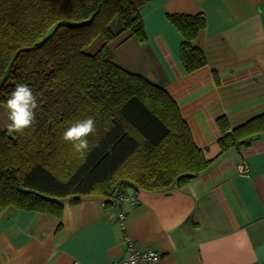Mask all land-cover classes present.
<instances>
[{"label": "crops", "instance_id": "0c3cea01", "mask_svg": "<svg viewBox=\"0 0 264 264\" xmlns=\"http://www.w3.org/2000/svg\"><path fill=\"white\" fill-rule=\"evenodd\" d=\"M140 14L146 40L125 31L109 43L114 61L173 97L212 165L181 189L131 186L125 192L136 201L127 206L70 197L57 218L0 205V264H124L127 237L160 253L159 264H264V134L224 154L218 145L219 118L232 131L264 114V0H151ZM175 14L206 17L194 44L207 64L191 73ZM103 44L98 38L87 51Z\"/></svg>", "mask_w": 264, "mask_h": 264}, {"label": "trees", "instance_id": "16d2710c", "mask_svg": "<svg viewBox=\"0 0 264 264\" xmlns=\"http://www.w3.org/2000/svg\"><path fill=\"white\" fill-rule=\"evenodd\" d=\"M151 0H0V80L17 51L7 82L0 87L6 108L17 84H27L37 97L36 123L23 134L0 128V205L60 218L62 200L78 196L112 197L136 186L159 191L183 188L213 163L196 146L176 101L159 85L114 61L109 43L129 31L146 40L140 14ZM65 24L42 47L37 46L57 22ZM182 34L181 60L187 72L207 64L194 44L207 25L204 14L170 15ZM118 23L120 28L114 30ZM98 38L95 53L87 49ZM91 117L97 131L81 156L63 132ZM220 154L246 147L244 140L264 134V114L232 131L218 119ZM127 194V193H126Z\"/></svg>", "mask_w": 264, "mask_h": 264}, {"label": "clouds", "instance_id": "9594fccd", "mask_svg": "<svg viewBox=\"0 0 264 264\" xmlns=\"http://www.w3.org/2000/svg\"><path fill=\"white\" fill-rule=\"evenodd\" d=\"M38 108L37 97L27 84H17L10 93L6 102L8 119L11 123L8 125L9 132L23 134L26 129L31 128L36 123V109ZM97 131L96 122L88 117L83 120H77L72 123L62 135L63 141L70 143L75 153L83 156L89 150L88 137ZM193 189V195H195ZM132 193L129 192V198ZM127 206L128 199L124 201ZM124 264H137V258L129 255Z\"/></svg>", "mask_w": 264, "mask_h": 264}, {"label": "built area", "instance_id": "2783aa9c", "mask_svg": "<svg viewBox=\"0 0 264 264\" xmlns=\"http://www.w3.org/2000/svg\"><path fill=\"white\" fill-rule=\"evenodd\" d=\"M238 169H239V172L242 173V174H248L249 173V166L246 165V164L239 165ZM125 199H128L130 203L136 201L135 197L131 196V198H129V194L121 193V194H119L117 196L112 197V204L118 205V204L124 202ZM103 205L106 206L105 203ZM120 219H121V224L124 226L126 216L121 213L120 214ZM126 240L128 242V249H127V257H126V259L128 258L129 255H131V256H135L137 258V262H144L145 264H159V261H160V258H161V254L160 253H158L157 251H153V250H145V251L139 250L132 243L130 238L127 237ZM124 261H123V263H124Z\"/></svg>", "mask_w": 264, "mask_h": 264}, {"label": "water", "instance_id": "95a60500", "mask_svg": "<svg viewBox=\"0 0 264 264\" xmlns=\"http://www.w3.org/2000/svg\"><path fill=\"white\" fill-rule=\"evenodd\" d=\"M94 17H95V14L93 16H91V18H89L88 20H84V21H81V22H72V21H67L66 23L64 22H57L55 23L50 29L49 31L47 32V34L40 40L37 42V46L38 47H42L43 45H45L49 40H51V38H53V36L57 33V31L59 30V28L61 26H63L64 24L68 27H71V28H78V27H82V26H87L89 24H91L94 20ZM23 50H19L16 52V54L14 55L12 61L10 62L4 76L1 78L0 80V87L3 86L9 76H10V73H11V70H12V67L16 61V59L18 58L19 54L22 52ZM258 138V136H253V137H250L246 140H244V142H247V141H254Z\"/></svg>", "mask_w": 264, "mask_h": 264}, {"label": "rangeland", "instance_id": "374dc122", "mask_svg": "<svg viewBox=\"0 0 264 264\" xmlns=\"http://www.w3.org/2000/svg\"><path fill=\"white\" fill-rule=\"evenodd\" d=\"M119 28H120V26L116 22L113 26V29L118 30ZM96 44H99V43H96ZM94 51H95L94 48L88 50L89 53H94ZM9 121L10 120L8 119V112H7L6 108L5 107L0 108V128H4L9 123Z\"/></svg>", "mask_w": 264, "mask_h": 264}]
</instances>
